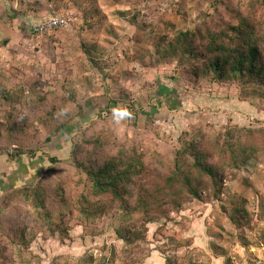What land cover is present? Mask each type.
Here are the masks:
<instances>
[{
  "label": "rangeland",
  "instance_id": "rangeland-1",
  "mask_svg": "<svg viewBox=\"0 0 264 264\" xmlns=\"http://www.w3.org/2000/svg\"><path fill=\"white\" fill-rule=\"evenodd\" d=\"M42 1L16 3L33 10ZM62 1L61 10L74 12L77 23L52 34L36 35L32 25L29 32L25 17L12 15L30 11H0V123L12 115L29 124L20 141L0 146V152L26 150L45 161L28 169L16 186L21 189L0 200V264H264L259 159L226 170L219 198L204 191L201 198L186 197L179 208L147 215L109 199L99 209L84 210L80 195L95 198L77 170V162L99 166L121 144L135 148L152 174L159 171L158 155L172 160L179 152L178 158L188 159L184 149L201 145L209 134L242 131L264 138V85L246 74L195 75L202 63L188 48L196 28L234 23L235 13H248L251 3L264 19L260 4L85 0L75 10L78 0ZM37 11L46 15L44 6ZM127 26L143 37L111 36ZM87 108L98 110L90 121ZM109 108L116 114L106 116ZM148 112L157 113L152 121L143 116ZM47 126L62 127L46 147ZM47 157L64 160L49 164Z\"/></svg>",
  "mask_w": 264,
  "mask_h": 264
},
{
  "label": "trees",
  "instance_id": "trees-1",
  "mask_svg": "<svg viewBox=\"0 0 264 264\" xmlns=\"http://www.w3.org/2000/svg\"><path fill=\"white\" fill-rule=\"evenodd\" d=\"M84 1H75L74 5L80 7ZM62 2V0H44L42 6L37 3L31 5L33 10L22 4L18 5L17 2L15 13L18 15L20 12L30 11L29 13L34 14L33 12L37 13V10L43 9L44 6L47 12L45 20L52 11H61ZM254 2L260 4L264 10V0H254ZM247 12L246 14L236 12L234 23L215 26L212 29L207 25L195 29L188 44L190 54L202 63L195 75L203 71H213L218 78H224L229 74H246L264 85V19L256 17L252 3ZM56 30L51 31L50 34L55 33ZM113 110L109 108L105 115L116 114ZM97 111V108H87V120L90 121L95 117ZM51 114L56 115L57 113L54 111ZM155 115L149 112L143 113V116L150 119L149 121H152V116ZM13 118L10 115L4 123H0V146L2 148L6 147L8 142L20 141V135L29 129V124H21L24 122L20 120L19 123ZM60 127L62 126L50 129V126H47L44 129V136L47 137H44L46 147L54 140L52 134L60 133ZM3 130L6 131L4 135ZM73 130L72 137L77 132L74 128ZM214 135H207L201 145L191 144L184 149L183 156L185 157L186 152L190 155L188 159L178 158L180 157L179 152H175V158L172 160L158 155L159 171L152 174H149L148 167L139 157L137 150L132 147L126 149L122 144L118 146V151L114 156L107 157L97 167L92 164L93 162L89 165L77 162V170L84 174L90 182L89 193L95 198L89 200L84 195H80L79 202L82 203V208L84 210L99 209L106 205L105 199H109L125 210L140 215L162 214L164 211L179 208L183 201H186V197L201 198V193L204 191L211 199L219 198L226 170L241 168L249 158L259 159L264 164L263 137L242 131L234 135L229 131L222 135ZM244 136H247L246 141L242 140ZM25 137L26 135L22 137L24 141L27 140ZM94 143L99 144L100 142L96 140ZM12 153L8 155L11 159L27 155L26 150H23L20 155H15V151ZM28 156L36 159L38 155L35 153ZM62 160L64 159L50 157L47 161L49 164H56ZM47 169L45 172L48 171ZM143 178H146V181H143L145 180ZM135 180L140 183H135ZM19 189L21 188L13 187L4 192L0 200H3L5 194ZM44 203V198H37L39 208L46 213ZM49 223L51 224V221Z\"/></svg>",
  "mask_w": 264,
  "mask_h": 264
},
{
  "label": "crops",
  "instance_id": "crops-1",
  "mask_svg": "<svg viewBox=\"0 0 264 264\" xmlns=\"http://www.w3.org/2000/svg\"><path fill=\"white\" fill-rule=\"evenodd\" d=\"M88 2H90V1L87 0V3ZM16 5H17L16 0H9V1L0 0V6H1L0 11L5 12V14L9 15L10 13H12L11 10L12 11L15 10ZM74 8H75V10H77L79 7H74ZM60 12L64 13V14L65 13H72V11L66 12L63 9ZM45 13H46V15H44L45 17L42 15L44 18H46V16H47L46 11H45ZM12 15L15 16V19H20V20H22L23 17H25L23 20L25 23L29 24V28H28L29 32L31 31V25H33V22L38 21V20L40 21L43 18V17L41 18V16L38 13L31 14L29 12L26 14V16H23V15L16 16L15 14H12ZM124 15H127V13H125ZM38 16H40V17H38ZM44 18L42 20H44ZM104 19L108 20L106 14L104 15ZM38 22H36V23H38ZM76 23H77V21H76ZM76 23H75V25H76ZM131 28L132 27L127 26L126 29H124V31L121 32V34L119 32L113 34L112 33V32H114L113 29L110 30L109 32L112 33L111 36H115V35L131 36L132 35L134 38L136 37V40H138L140 37H143V33L141 31L136 30L137 33L133 34L132 32H134V30ZM39 160H40L39 157H37L36 159H32L28 155L19 156V157H15L12 159L7 154L1 155L0 156V197L6 190L11 189V188L16 187V186H20L22 181L25 180V177L29 175L30 168H32V167L34 168L35 164H37V163L43 164L45 162L42 157H41V163H39L40 162Z\"/></svg>",
  "mask_w": 264,
  "mask_h": 264
},
{
  "label": "built area",
  "instance_id": "built-area-1",
  "mask_svg": "<svg viewBox=\"0 0 264 264\" xmlns=\"http://www.w3.org/2000/svg\"><path fill=\"white\" fill-rule=\"evenodd\" d=\"M76 21L77 19L73 13L64 14L59 11H52L47 19L32 25V33L43 35L56 29H67L74 26ZM9 153L11 152L9 151ZM1 155L3 154L0 152Z\"/></svg>",
  "mask_w": 264,
  "mask_h": 264
}]
</instances>
